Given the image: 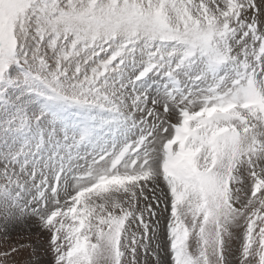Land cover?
<instances>
[{"label":"snow or ice","instance_id":"snow-or-ice-1","mask_svg":"<svg viewBox=\"0 0 264 264\" xmlns=\"http://www.w3.org/2000/svg\"><path fill=\"white\" fill-rule=\"evenodd\" d=\"M0 264H264V0H0Z\"/></svg>","mask_w":264,"mask_h":264},{"label":"rangeland","instance_id":"rangeland-1","mask_svg":"<svg viewBox=\"0 0 264 264\" xmlns=\"http://www.w3.org/2000/svg\"><path fill=\"white\" fill-rule=\"evenodd\" d=\"M15 239V237H13ZM33 241H35V237H33Z\"/></svg>","mask_w":264,"mask_h":264}]
</instances>
